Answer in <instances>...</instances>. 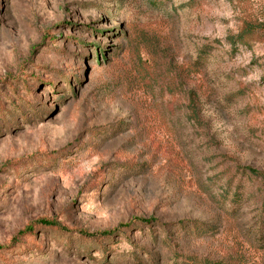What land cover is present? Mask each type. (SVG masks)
<instances>
[{"label":"rangeland","instance_id":"obj_1","mask_svg":"<svg viewBox=\"0 0 264 264\" xmlns=\"http://www.w3.org/2000/svg\"><path fill=\"white\" fill-rule=\"evenodd\" d=\"M248 168L264 0H0V264H264Z\"/></svg>","mask_w":264,"mask_h":264},{"label":"trees","instance_id":"obj_2","mask_svg":"<svg viewBox=\"0 0 264 264\" xmlns=\"http://www.w3.org/2000/svg\"><path fill=\"white\" fill-rule=\"evenodd\" d=\"M259 27L258 25H253L250 24L249 22H246V24L242 27V29L240 30V33L232 38L227 39V42L229 45H231L232 47L235 46L236 44H240V45H244L246 46L249 43V39L250 37L254 34L255 29ZM203 51H207L206 47L203 49ZM193 92L190 91L189 92V98L192 101V103L189 106V109L191 111V115H192V119H196V113H197V108L195 106V104L193 102H195L194 100V96H193ZM251 174L253 175H258L262 177L263 180V186H264V174H261L259 172H256L253 169H247ZM140 222L143 223H148V221H152V220H146V219H139ZM42 226L45 229L49 230V232L54 233L55 236L57 238H62L63 235L70 233L72 230L67 228L66 226H64L63 224H61L60 222L52 219V218H41L35 222H31L29 224H27L19 233L17 236H15L14 239L16 238H28L29 236H31L34 232V228L35 226ZM81 236L87 237V238H101L103 236H107L110 231L108 232H103L101 234H97V235H89L83 232H79Z\"/></svg>","mask_w":264,"mask_h":264}]
</instances>
